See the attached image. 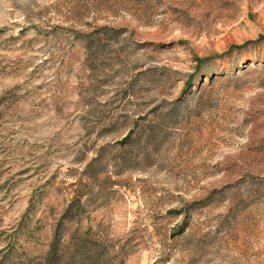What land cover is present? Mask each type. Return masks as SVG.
Returning <instances> with one entry per match:
<instances>
[{
	"label": "rangeland",
	"instance_id": "374dc122",
	"mask_svg": "<svg viewBox=\"0 0 264 264\" xmlns=\"http://www.w3.org/2000/svg\"><path fill=\"white\" fill-rule=\"evenodd\" d=\"M0 264H264V0H0Z\"/></svg>",
	"mask_w": 264,
	"mask_h": 264
},
{
	"label": "trees",
	"instance_id": "16d2710c",
	"mask_svg": "<svg viewBox=\"0 0 264 264\" xmlns=\"http://www.w3.org/2000/svg\"><path fill=\"white\" fill-rule=\"evenodd\" d=\"M186 227H187V226L185 225V226L183 227L182 231H184Z\"/></svg>",
	"mask_w": 264,
	"mask_h": 264
}]
</instances>
